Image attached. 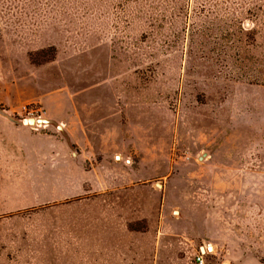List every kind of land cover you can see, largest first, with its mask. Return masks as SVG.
<instances>
[{
	"label": "rangeland",
	"instance_id": "374dc122",
	"mask_svg": "<svg viewBox=\"0 0 264 264\" xmlns=\"http://www.w3.org/2000/svg\"><path fill=\"white\" fill-rule=\"evenodd\" d=\"M96 85L127 145L146 142L139 132L158 152L151 226L129 224L148 233L146 264H195L199 251L264 264V0H0V109L21 121L0 114V264H114L61 246L92 192L64 151L29 149L62 142L58 129L25 122L61 125V105ZM76 122L62 127L75 135Z\"/></svg>",
	"mask_w": 264,
	"mask_h": 264
},
{
	"label": "crops",
	"instance_id": "0c3cea01",
	"mask_svg": "<svg viewBox=\"0 0 264 264\" xmlns=\"http://www.w3.org/2000/svg\"><path fill=\"white\" fill-rule=\"evenodd\" d=\"M93 88H96L92 90L96 97L67 101L61 105L63 112L57 121L61 127L69 126L73 114L79 130L75 135L68 127H62L68 140L59 131L62 142L52 143L49 137L46 145L28 147L33 151H42L43 156L51 155L54 150L64 151L67 156L64 163L74 165L76 172L80 173L75 177V186L83 189L87 184L92 192V195L78 201L75 209L79 211L68 218L74 222L68 223L65 229L73 228L75 231L62 235V247H93L90 250L92 253L101 259L106 254L114 259V264H130L129 259L134 255L137 257L134 264H146V247L140 246L148 233L131 231L129 224L138 218H145L151 226L152 213H148L146 204L149 201L158 203L159 198L158 193L148 197L146 190L150 188L147 181L158 176V152L145 147L148 146L146 134L139 132L134 140L146 142L140 144L135 141L131 149L126 141L130 140L129 134L120 125L117 130L114 127L115 101L99 98V87L96 85ZM99 96L102 97V94ZM151 140L154 142L155 138L151 137ZM70 142L79 149L73 160L68 158L67 152ZM153 142L149 144L155 146ZM134 157L136 165L132 164ZM87 160L90 168L84 169L82 163ZM190 202L198 203L197 197L190 196ZM131 213L135 216L131 217ZM155 216L158 226V211ZM162 240L163 237H160L158 243Z\"/></svg>",
	"mask_w": 264,
	"mask_h": 264
},
{
	"label": "water",
	"instance_id": "95a60500",
	"mask_svg": "<svg viewBox=\"0 0 264 264\" xmlns=\"http://www.w3.org/2000/svg\"><path fill=\"white\" fill-rule=\"evenodd\" d=\"M0 114L4 115L5 117H7L10 121H13L14 123H21V121H17V120H14L11 116H9L8 114H6L5 112H3L1 109H0ZM26 122L28 124H34V123H50V124H53L57 129L58 131H60L63 135H65L66 139L68 140V137L66 136V133L64 132V130L62 129V127L60 126V124H57L55 121L51 120V119H44V118H28L26 120ZM204 154L200 155L199 156V159L202 158Z\"/></svg>",
	"mask_w": 264,
	"mask_h": 264
},
{
	"label": "built area",
	"instance_id": "2783aa9c",
	"mask_svg": "<svg viewBox=\"0 0 264 264\" xmlns=\"http://www.w3.org/2000/svg\"><path fill=\"white\" fill-rule=\"evenodd\" d=\"M194 261H195V264H208L204 257V253L200 251L195 254Z\"/></svg>",
	"mask_w": 264,
	"mask_h": 264
},
{
	"label": "bare ground",
	"instance_id": "6f19581e",
	"mask_svg": "<svg viewBox=\"0 0 264 264\" xmlns=\"http://www.w3.org/2000/svg\"><path fill=\"white\" fill-rule=\"evenodd\" d=\"M25 122H26V120H25Z\"/></svg>",
	"mask_w": 264,
	"mask_h": 264
}]
</instances>
